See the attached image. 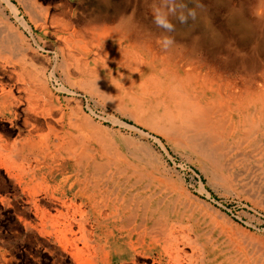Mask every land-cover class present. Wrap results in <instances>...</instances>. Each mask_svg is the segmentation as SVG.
Masks as SVG:
<instances>
[{
	"label": "rangeland",
	"instance_id": "374dc122",
	"mask_svg": "<svg viewBox=\"0 0 264 264\" xmlns=\"http://www.w3.org/2000/svg\"><path fill=\"white\" fill-rule=\"evenodd\" d=\"M9 1L15 8L0 0V88L11 102L0 107V264H86L54 235L24 229L34 219L17 149L48 128L103 181L149 188L171 213H190L183 198L195 197L221 255L264 264V0ZM198 106L210 111L215 149L168 130ZM49 151V163L71 170L62 149Z\"/></svg>",
	"mask_w": 264,
	"mask_h": 264
},
{
	"label": "bare ground",
	"instance_id": "6f19581e",
	"mask_svg": "<svg viewBox=\"0 0 264 264\" xmlns=\"http://www.w3.org/2000/svg\"><path fill=\"white\" fill-rule=\"evenodd\" d=\"M5 2L15 8L9 0ZM22 23L28 26L24 21ZM5 97L9 98V92L0 88V99ZM207 113L210 115V111L203 106H198V109L192 113H180L175 120L170 121L168 130L178 141L187 140L191 144L197 143L215 149L221 144L217 143L213 126L205 118ZM130 127L148 136V133L143 130L134 126ZM48 129L44 138L46 160L54 157L48 150L52 145L62 149L64 152L62 161L68 162L76 173L78 171L77 194L85 199V202H81L80 205H87L88 210L81 215L77 223L84 229H86L85 226L91 228L90 233H93V238L98 244V246L95 245L97 255L99 252L106 263L109 264L113 260H125L133 264H236L221 255L210 238L211 234L207 225L202 224L201 206L205 204H201V201L193 196L183 198L184 207L188 206L187 210L190 213L174 214L169 209H165L164 200H157L154 191L149 188L144 190L134 186L120 188L116 186L117 182L110 183L111 177L103 181L100 173L90 172L89 167L81 168L83 162L77 161L72 148L65 146V140L63 141L56 130ZM154 139L160 143L155 136ZM31 145L28 146L32 150L34 147ZM22 149H19L18 153ZM208 153L215 155L217 151H208ZM89 174L94 175L92 182H87V189L80 188L81 180L84 177H88L89 180ZM62 192L65 193L66 190ZM92 244L94 245L93 241L89 239L86 245L88 248H94Z\"/></svg>",
	"mask_w": 264,
	"mask_h": 264
},
{
	"label": "crops",
	"instance_id": "0c3cea01",
	"mask_svg": "<svg viewBox=\"0 0 264 264\" xmlns=\"http://www.w3.org/2000/svg\"><path fill=\"white\" fill-rule=\"evenodd\" d=\"M257 74L258 76L255 80L262 81L264 77V70L261 69L257 72ZM251 80L253 83V77H251ZM2 100L0 99V107L10 111L11 102H9V98L5 97V99L2 98ZM248 110L247 106L246 112ZM260 129H262V127ZM146 133L154 138L152 133ZM46 134L47 132L44 134H38L37 140H30L29 138L25 144H22V146L17 149L18 151L23 148L20 153H17V156L21 159V161H23L21 163L25 165L22 167V173L18 176L20 181L18 182L21 184L24 195L26 196V203H31L32 205V216L34 219L33 221L23 219L24 229H36L41 233L54 235L67 245L71 246L78 254L81 255V260L79 259L81 263L108 264L100 257L99 252L97 255V248L95 245L98 246V244H96L93 238V233H90L91 228H87V226H85L86 229H84L83 226H79L77 223L81 215L88 210L87 205H80L81 202H85V199L82 197L81 199L77 194L78 171L76 173L75 169L74 171L70 168L71 170L68 172L66 171V167H60L57 163L52 165L53 163H49V160H46L45 152L47 151L44 143ZM263 134L264 132L262 131L261 135ZM29 144H32L31 146L34 147L32 150L28 146ZM1 146L5 147L6 145L1 144ZM31 160L34 162V165L30 164ZM81 168L87 169L85 166H82ZM93 174H89V180L88 177H84V179L81 180L80 188H86L87 182H92V178L94 176ZM58 175L61 176L59 183L52 186L51 182L53 179H56ZM110 183L114 184L116 182L112 181ZM62 190H66V192L63 193ZM40 196H42L50 205L57 206L56 208H53L55 214L51 215L48 210L39 206L37 198ZM77 201H79L78 204H76ZM64 202H66V204H63ZM106 212L104 213L106 214ZM117 235H119V233H117ZM89 239L93 241L94 245L92 244V246H95L94 248L87 247L86 244L89 242ZM77 243H80L81 246L77 247ZM115 263L133 264L131 261L125 260H113L110 261L109 264Z\"/></svg>",
	"mask_w": 264,
	"mask_h": 264
},
{
	"label": "clouds",
	"instance_id": "9594fccd",
	"mask_svg": "<svg viewBox=\"0 0 264 264\" xmlns=\"http://www.w3.org/2000/svg\"><path fill=\"white\" fill-rule=\"evenodd\" d=\"M188 15L191 16L193 19L195 18V12L192 10H189ZM179 18H180L181 22H185L187 19V17H185L184 15H181ZM169 27L172 28L173 26L169 25Z\"/></svg>",
	"mask_w": 264,
	"mask_h": 264
}]
</instances>
